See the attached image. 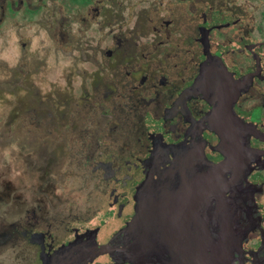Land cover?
Masks as SVG:
<instances>
[{
	"label": "flooded vegetation",
	"instance_id": "flooded-vegetation-1",
	"mask_svg": "<svg viewBox=\"0 0 264 264\" xmlns=\"http://www.w3.org/2000/svg\"><path fill=\"white\" fill-rule=\"evenodd\" d=\"M206 66L231 85L184 96ZM227 103L263 150L264 0H0V264H162L119 254L145 185L162 244L194 250L182 181L224 161ZM242 163L203 210L208 264H264V165Z\"/></svg>",
	"mask_w": 264,
	"mask_h": 264
},
{
	"label": "water",
	"instance_id": "water-1",
	"mask_svg": "<svg viewBox=\"0 0 264 264\" xmlns=\"http://www.w3.org/2000/svg\"><path fill=\"white\" fill-rule=\"evenodd\" d=\"M214 74L215 73L206 66L195 82V85L188 88L183 95L187 96L193 94V89L195 88H201L202 91L204 90L203 92H206V89H208L207 86L217 87L219 89L220 87H229V85H231V78L228 73H225L227 75V79H225L223 78L224 72L217 71V83L213 81ZM222 81L224 83L227 81V86H225ZM228 94L229 93H227V95ZM216 96H220L218 102L222 105L223 100L221 98L224 95L217 93ZM227 104L228 106L226 108L221 107L213 112L209 126L220 138L219 145L221 147V152L225 156L224 161L218 165L212 166L206 174L195 177L194 180L189 183L182 181L184 184L189 185L190 192H192V190L194 191L193 207L195 209V225L197 228L193 245L194 250H191L189 253L186 250H177L179 247L175 245L170 237L168 240L166 239L167 244L165 242H163L164 245L162 244L164 237L160 235L158 229V225L162 222L157 216V197H150L149 202L142 200L140 193H142L145 188H147L146 190L149 189L145 185L137 196L135 215L124 231L121 251L119 252L122 257H126L127 259L130 258L132 261H137L138 263H140L138 261L140 258H156L162 264H208V253L205 248L207 245V221L202 218V214L207 204L211 201L216 202V218L214 219L216 220L219 216L224 214V205L220 200L222 199L221 193L223 191V185L227 184L226 181L223 180V173L226 167L231 166V164L234 165L237 162L239 163L240 161L243 162L242 172L237 178V182L243 183L245 182L246 170L248 169L249 163L254 161L264 165V159H261V157L264 156V149L250 152L243 149V136L246 132L243 126L241 129L240 125L235 123L231 115V104ZM250 133L264 141V135L255 132ZM235 180L236 178L233 177L231 182L233 183ZM150 182H154V179L151 177L146 180L145 184ZM187 191V188L180 189L178 192L180 193L179 198L185 199ZM226 242H229V237H227V235H221L218 247L222 248ZM222 253L223 252H221V254ZM229 255V252H227V259Z\"/></svg>",
	"mask_w": 264,
	"mask_h": 264
},
{
	"label": "rangeland",
	"instance_id": "rangeland-1",
	"mask_svg": "<svg viewBox=\"0 0 264 264\" xmlns=\"http://www.w3.org/2000/svg\"><path fill=\"white\" fill-rule=\"evenodd\" d=\"M8 34H9V31H8ZM7 51H8V54L10 55V49H7ZM13 133H10V135H12ZM0 156H1V152H0ZM169 170V171H168ZM167 171H168V175H170V172H171V167L168 169ZM166 171V172H167ZM172 175V174H171ZM1 213V212H0ZM4 213V212H3ZM4 215H6V213H4Z\"/></svg>",
	"mask_w": 264,
	"mask_h": 264
}]
</instances>
